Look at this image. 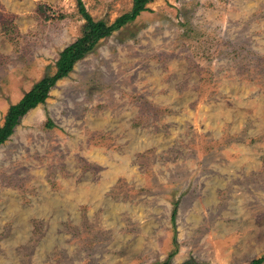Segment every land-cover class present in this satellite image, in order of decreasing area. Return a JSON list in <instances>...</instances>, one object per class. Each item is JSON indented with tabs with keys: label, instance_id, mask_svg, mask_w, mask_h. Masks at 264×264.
<instances>
[{
	"label": "rangeland",
	"instance_id": "rangeland-1",
	"mask_svg": "<svg viewBox=\"0 0 264 264\" xmlns=\"http://www.w3.org/2000/svg\"><path fill=\"white\" fill-rule=\"evenodd\" d=\"M83 1L109 23L133 5ZM84 22L78 0H0V125ZM263 255L264 0H152L0 144V264Z\"/></svg>",
	"mask_w": 264,
	"mask_h": 264
},
{
	"label": "trees",
	"instance_id": "trees-1",
	"mask_svg": "<svg viewBox=\"0 0 264 264\" xmlns=\"http://www.w3.org/2000/svg\"><path fill=\"white\" fill-rule=\"evenodd\" d=\"M152 0H133L131 11L118 16L109 23L104 19H96L86 7L83 0H78L79 13L85 20L82 35L68 44L61 52L56 62L57 69L53 74L44 75L33 87L24 94L16 103L9 106L4 121L0 125V144L4 143L13 133L20 119L32 108L43 103L50 95L52 87L56 82L67 76L74 68L75 63L93 51L100 39L109 36L113 31L121 28L127 22L135 19L142 11L148 9V3ZM177 207H174L175 216ZM264 255L253 259L250 264H262ZM156 264H171L170 259ZM195 264V263H180Z\"/></svg>",
	"mask_w": 264,
	"mask_h": 264
}]
</instances>
